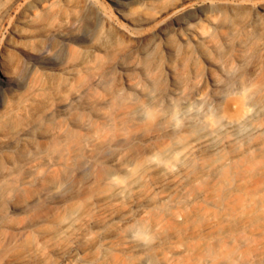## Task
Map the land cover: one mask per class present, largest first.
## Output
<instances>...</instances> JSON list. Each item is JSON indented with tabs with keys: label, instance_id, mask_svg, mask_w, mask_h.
<instances>
[{
	"label": "bare ground",
	"instance_id": "6f19581e",
	"mask_svg": "<svg viewBox=\"0 0 264 264\" xmlns=\"http://www.w3.org/2000/svg\"><path fill=\"white\" fill-rule=\"evenodd\" d=\"M90 4L85 0L82 9L75 11L72 8L76 7L70 10L63 4H50L45 8L50 13L45 20L37 13L25 14L22 26L15 28L4 47L2 104L7 103L24 69L38 64L50 69L24 102L9 106L0 115V150L6 144L20 143L25 134L34 131L46 138L33 141L37 149L33 153L27 147L20 149V160L0 159V199L8 204L0 212V264H53L54 254L65 257L54 264H158L156 256L133 253L136 235L146 237L155 231L180 239L175 250L190 255L185 264L215 260L230 247V239L225 237L233 231L231 225L240 221V197L224 195L238 174L240 149L217 160L204 155L220 152L226 145L237 147L236 139L222 138L221 126L202 128L194 116H179L177 105L155 109L133 102L119 95L117 86L105 100L110 108L93 110L100 121H91L88 114L78 111L69 121L53 127L44 124L55 115L57 106L65 110L104 80L105 72L95 70L94 48L76 61L67 55L54 62L52 54L55 45L82 41V11ZM9 7L1 6L0 14L7 13ZM67 90L69 94H64ZM258 110L260 105L254 111ZM246 116L240 108L230 114L231 120L238 122ZM263 129L262 124H251L245 132ZM158 189H163L160 200L167 201L176 191L184 193V200L174 199L179 205L176 210L143 216L130 227L111 228L104 241L99 233H93L94 227L101 229L128 212L123 200L155 202ZM195 196L214 200L215 212L189 206L187 200ZM8 208L25 216L8 221ZM201 218L206 224L194 226ZM81 243L85 244L80 247ZM80 250L83 256L77 255ZM162 263L170 261L164 258Z\"/></svg>",
	"mask_w": 264,
	"mask_h": 264
},
{
	"label": "rangeland",
	"instance_id": "374dc122",
	"mask_svg": "<svg viewBox=\"0 0 264 264\" xmlns=\"http://www.w3.org/2000/svg\"><path fill=\"white\" fill-rule=\"evenodd\" d=\"M84 1L0 0V7L10 5L7 13L0 14V83L4 47L15 28L22 26L25 14L37 13L39 19L45 20L50 14L45 8L50 4H63L70 10L76 7L72 8L75 11L82 9ZM90 1V6L82 11L79 32L82 41L70 46L55 45L52 54L54 62L65 60L67 55L76 61L94 48L95 70L105 72L104 80L75 98L65 110L57 106L58 110L44 122L45 126L69 121L72 113L78 111L88 114L91 121H100V115L93 110L110 108L106 101L114 86L119 95L147 107L178 106L179 116L186 119L194 116L202 128L221 126L222 138L236 139L237 147L226 145L220 152L204 155L208 160H217L240 151L238 174L224 191L226 196L240 197V221L231 225L233 231L225 237L230 239V247L217 259L203 264H264V129L257 133L245 132L251 124L264 127V0ZM49 69L42 64L31 70L24 69L6 104H2L4 96L0 92V115L9 106L24 102ZM259 105L261 110L255 112ZM238 108L248 115L245 121L231 120L230 114ZM45 139L40 131L25 134L20 143L6 144L0 150V159L8 162L9 157H17L20 160L23 158L20 149L27 147L33 153L37 150L33 141L39 143ZM208 179L213 181L214 177ZM190 189L188 184L186 190ZM162 194L163 189L156 191L155 202L123 200V209L128 212L112 218L101 229L94 227L93 233H99L104 241L111 228L130 227L143 216L176 210L179 205L174 199L184 200L181 191L174 192L167 201L159 199ZM187 202L189 206H204L210 213L217 209L214 200L203 196ZM3 207L7 208L8 204L0 199V212ZM7 211L8 221H20L25 216L12 208ZM206 222L201 218L194 226H204ZM135 239L137 246L133 253L156 256L158 264H163L164 258L170 264H185L190 257L187 252L175 250L180 239L169 232L161 235L155 231L146 237L136 235ZM77 255L83 256L84 252L80 250ZM64 258L63 254H54L52 263H61Z\"/></svg>",
	"mask_w": 264,
	"mask_h": 264
}]
</instances>
